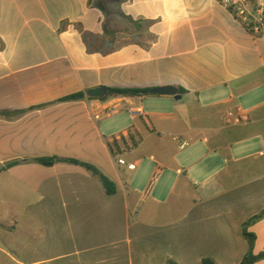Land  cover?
Returning a JSON list of instances; mask_svg holds the SVG:
<instances>
[{
  "label": "crops",
  "instance_id": "obj_1",
  "mask_svg": "<svg viewBox=\"0 0 264 264\" xmlns=\"http://www.w3.org/2000/svg\"><path fill=\"white\" fill-rule=\"evenodd\" d=\"M164 86L181 99L87 97L98 87ZM79 92L85 98L59 101ZM111 104L141 109L132 115L141 122L106 138V117L94 116ZM0 113V165L73 159L117 187L110 196L68 163L0 173L18 184L7 213L39 232L15 264H240L248 253L241 228L264 210V39L216 0H0ZM165 134L193 154L187 170L157 163L151 179L177 175L161 201L133 189L125 177L134 170L119 159L146 140L161 154ZM121 139L129 151L113 144ZM249 231L263 253L264 217Z\"/></svg>",
  "mask_w": 264,
  "mask_h": 264
},
{
  "label": "rangeland",
  "instance_id": "obj_2",
  "mask_svg": "<svg viewBox=\"0 0 264 264\" xmlns=\"http://www.w3.org/2000/svg\"><path fill=\"white\" fill-rule=\"evenodd\" d=\"M149 100L154 99H148V103L150 102ZM148 109L147 106L145 110L146 113L149 111ZM152 111H155V113L158 114L159 112H165L166 110H160L159 108ZM132 115L133 114L129 111V107L124 106L120 109L118 114L105 118L101 122L105 137L110 138L121 135L124 127H133L136 122H141L140 118L133 119ZM164 138L166 141L164 142V145H162L164 146V150L161 152L163 155L154 151L150 147V142L147 140L142 142L134 151L124 155L126 161H139L137 169L131 171L125 177L132 188L139 194H145L148 190L149 193L154 192L155 194H158L157 196L160 199H162L161 201H164L163 199L168 195L169 185L177 178V175L169 169H165L163 174L158 173L155 178L151 179L157 167V163L160 162L165 165H170L173 169L179 167L187 170L188 161L193 154L189 145L185 150H180L179 143L173 141L172 136L165 134ZM116 142L121 143L124 147V152L129 151L130 147L125 144L123 139ZM136 142H138V140L135 139L133 144L135 145ZM151 156H153V159L155 160H153ZM197 184L201 185L200 182ZM17 185L18 184L15 183V180L8 176L0 178V194L2 195V199H0V221H8L6 226L0 225V264H15L14 258H16V252H18L20 246L29 243L30 239L39 233L30 229L31 224L26 216L17 215L16 219H14V215L7 213L13 211V207L10 206L8 202H14L10 193H12L14 186ZM15 204L18 209H21L23 206L20 204L19 199Z\"/></svg>",
  "mask_w": 264,
  "mask_h": 264
},
{
  "label": "trees",
  "instance_id": "obj_3",
  "mask_svg": "<svg viewBox=\"0 0 264 264\" xmlns=\"http://www.w3.org/2000/svg\"><path fill=\"white\" fill-rule=\"evenodd\" d=\"M112 1L121 3L124 0H112ZM107 89H108V94L103 99H100L101 101H106L114 97H135V96L144 97L148 95L149 93V90L147 89H129V88H107ZM180 91L184 92L183 89H181ZM85 96H86L85 93L79 92V93L66 96L59 101L60 102L76 101V100L85 98ZM3 115H6V114L0 113V117ZM116 141L117 140H114L113 142L114 145H116L117 143ZM25 163H36V164H39L45 167H51L58 163H68L72 165L82 166L86 168L87 170H89L92 173V175L102 183L108 195L112 196V195H115L117 192V187L115 183L111 179H109L105 174H103L98 168L90 164L82 163L80 161L73 160V159H64V158H59V157H40V158H33L29 160H15V161L8 162L4 165H0V173L7 171L14 166L25 164ZM263 217H264V210H262L258 215L247 220L241 228V235L248 242V253L245 255L244 259L242 260L240 264H255L258 261L264 260V252L257 254V255L254 253L256 235L249 231V227L252 226L255 222L262 219ZM169 264H173V263L169 262ZM202 264H216V263L210 258H204L202 260Z\"/></svg>",
  "mask_w": 264,
  "mask_h": 264
},
{
  "label": "built area",
  "instance_id": "obj_4",
  "mask_svg": "<svg viewBox=\"0 0 264 264\" xmlns=\"http://www.w3.org/2000/svg\"><path fill=\"white\" fill-rule=\"evenodd\" d=\"M233 16L251 36L264 39V0H216ZM121 107L116 104L103 107L102 116H94L96 120L102 117H112L119 113ZM130 113L142 115L141 109L129 108ZM186 144L181 146L185 148ZM120 165H127L129 170H135L136 164H128L125 160L119 159Z\"/></svg>",
  "mask_w": 264,
  "mask_h": 264
},
{
  "label": "water",
  "instance_id": "obj_5",
  "mask_svg": "<svg viewBox=\"0 0 264 264\" xmlns=\"http://www.w3.org/2000/svg\"><path fill=\"white\" fill-rule=\"evenodd\" d=\"M108 94V89L105 87H98L87 92V97L91 99H103ZM150 95H172L176 100L181 99V95L178 94V90L172 86H164L149 90Z\"/></svg>",
  "mask_w": 264,
  "mask_h": 264
}]
</instances>
